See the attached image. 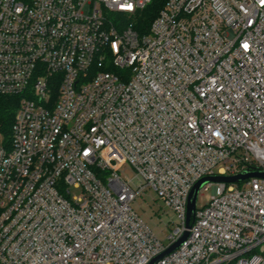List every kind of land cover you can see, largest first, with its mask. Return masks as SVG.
<instances>
[{
    "label": "built area",
    "instance_id": "built-area-1",
    "mask_svg": "<svg viewBox=\"0 0 264 264\" xmlns=\"http://www.w3.org/2000/svg\"><path fill=\"white\" fill-rule=\"evenodd\" d=\"M151 1L0 0V94H25L0 135V264H148L199 179L264 172V0H166L138 32ZM147 189L167 244L131 207ZM199 191L155 264H264V177Z\"/></svg>",
    "mask_w": 264,
    "mask_h": 264
},
{
    "label": "rangeland",
    "instance_id": "rangeland-1",
    "mask_svg": "<svg viewBox=\"0 0 264 264\" xmlns=\"http://www.w3.org/2000/svg\"><path fill=\"white\" fill-rule=\"evenodd\" d=\"M124 174L132 177L129 170H125ZM70 191L72 196L81 193V189L75 187H72ZM205 202V193L199 191L196 207H201ZM131 207L164 244L169 242L168 235L175 228L177 217L153 190L147 189L143 194L137 196L131 203Z\"/></svg>",
    "mask_w": 264,
    "mask_h": 264
},
{
    "label": "trees",
    "instance_id": "trees-1",
    "mask_svg": "<svg viewBox=\"0 0 264 264\" xmlns=\"http://www.w3.org/2000/svg\"><path fill=\"white\" fill-rule=\"evenodd\" d=\"M166 0H152L137 17L135 28L138 32H145L147 27L163 8ZM25 94L3 95L0 94V135L2 141L9 146L11 140L12 125L21 98Z\"/></svg>",
    "mask_w": 264,
    "mask_h": 264
},
{
    "label": "water",
    "instance_id": "water-1",
    "mask_svg": "<svg viewBox=\"0 0 264 264\" xmlns=\"http://www.w3.org/2000/svg\"><path fill=\"white\" fill-rule=\"evenodd\" d=\"M250 177H264V172L262 171H252L249 169L243 170L235 175H209L199 179L190 190L187 200V209H186V218H185V229L183 233L176 239L172 244H170L166 249H164L161 253L153 257L148 264H155L157 260L161 257L167 255L168 253L175 250L187 237L188 228L190 227V223L193 220L196 210V199L199 189L206 182H226V183H235L240 182L244 179Z\"/></svg>",
    "mask_w": 264,
    "mask_h": 264
},
{
    "label": "snow or ice",
    "instance_id": "snow-or-ice-1",
    "mask_svg": "<svg viewBox=\"0 0 264 264\" xmlns=\"http://www.w3.org/2000/svg\"><path fill=\"white\" fill-rule=\"evenodd\" d=\"M244 47L247 48L248 47L247 44H245Z\"/></svg>",
    "mask_w": 264,
    "mask_h": 264
}]
</instances>
